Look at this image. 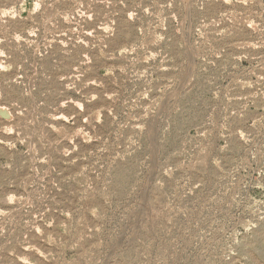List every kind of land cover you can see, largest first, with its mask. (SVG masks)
I'll list each match as a JSON object with an SVG mask.
<instances>
[{
  "label": "rangeland",
  "instance_id": "rangeland-1",
  "mask_svg": "<svg viewBox=\"0 0 264 264\" xmlns=\"http://www.w3.org/2000/svg\"><path fill=\"white\" fill-rule=\"evenodd\" d=\"M0 264H264V0H0Z\"/></svg>",
  "mask_w": 264,
  "mask_h": 264
}]
</instances>
